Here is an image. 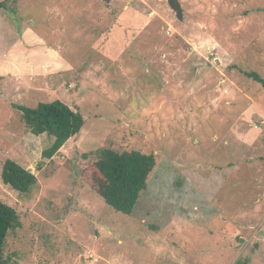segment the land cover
<instances>
[{"label": "rangeland", "instance_id": "1", "mask_svg": "<svg viewBox=\"0 0 264 264\" xmlns=\"http://www.w3.org/2000/svg\"><path fill=\"white\" fill-rule=\"evenodd\" d=\"M178 1L0 0V171L37 178L0 180L9 264H264V0ZM54 100L84 125L47 160L12 105ZM101 148L155 157L131 215L81 177Z\"/></svg>", "mask_w": 264, "mask_h": 264}, {"label": "trees", "instance_id": "2", "mask_svg": "<svg viewBox=\"0 0 264 264\" xmlns=\"http://www.w3.org/2000/svg\"><path fill=\"white\" fill-rule=\"evenodd\" d=\"M242 74L264 88V78L258 73L242 71ZM12 108L19 113L31 135H46L50 140L42 151V157L47 160L76 136L84 125L82 114L59 100L40 102L33 108L13 104ZM95 155L96 159L81 171L82 179L114 211L131 215L155 167V157L135 150L118 152L109 148L98 149ZM0 180L21 195H29L37 185V178L32 172L10 159H6L1 166ZM20 226L15 209L0 200V264H9L3 257L6 237Z\"/></svg>", "mask_w": 264, "mask_h": 264}, {"label": "water", "instance_id": "3", "mask_svg": "<svg viewBox=\"0 0 264 264\" xmlns=\"http://www.w3.org/2000/svg\"><path fill=\"white\" fill-rule=\"evenodd\" d=\"M167 5L171 9V11L174 13V16L178 21H183V13L181 4L178 0H166Z\"/></svg>", "mask_w": 264, "mask_h": 264}]
</instances>
